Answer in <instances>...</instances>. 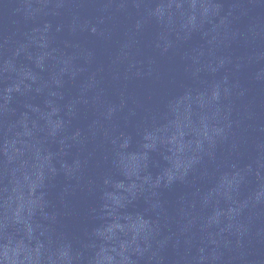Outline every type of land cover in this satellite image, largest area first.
<instances>
[{"label":"water","instance_id":"95a60500","mask_svg":"<svg viewBox=\"0 0 264 264\" xmlns=\"http://www.w3.org/2000/svg\"><path fill=\"white\" fill-rule=\"evenodd\" d=\"M0 264H264V0H0Z\"/></svg>","mask_w":264,"mask_h":264}]
</instances>
